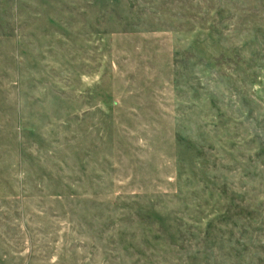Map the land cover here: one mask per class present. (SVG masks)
I'll use <instances>...</instances> for the list:
<instances>
[{
    "label": "rangeland",
    "instance_id": "rangeland-1",
    "mask_svg": "<svg viewBox=\"0 0 264 264\" xmlns=\"http://www.w3.org/2000/svg\"><path fill=\"white\" fill-rule=\"evenodd\" d=\"M0 264H264V0H0Z\"/></svg>",
    "mask_w": 264,
    "mask_h": 264
}]
</instances>
